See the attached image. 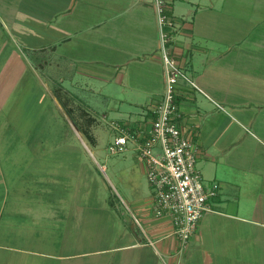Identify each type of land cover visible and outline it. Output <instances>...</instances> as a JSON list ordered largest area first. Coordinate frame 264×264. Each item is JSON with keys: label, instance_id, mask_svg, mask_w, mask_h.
<instances>
[{"label": "crops", "instance_id": "0c3cea01", "mask_svg": "<svg viewBox=\"0 0 264 264\" xmlns=\"http://www.w3.org/2000/svg\"><path fill=\"white\" fill-rule=\"evenodd\" d=\"M168 1L166 49L196 84L178 82V124L196 149L205 183L219 184L209 199L212 211L179 253L169 217L154 216L150 194L131 215L116 216L121 243L82 250L80 206L28 205L22 186L10 208L21 220L6 219L8 237L0 230V264H97L91 257L107 252L98 264H264V30L256 29L264 0ZM161 32L154 0H0V101L22 104L23 93L32 103L50 99L64 116L74 117L73 105L95 115L76 93L87 91L107 99L113 112L134 111L108 122L151 118L165 89ZM32 109H24L31 125L43 112ZM11 126L20 132L17 122ZM8 164L13 180L38 174L20 167L34 159ZM50 191L40 185L35 195ZM1 216L0 204V222Z\"/></svg>", "mask_w": 264, "mask_h": 264}, {"label": "rangeland", "instance_id": "374dc122", "mask_svg": "<svg viewBox=\"0 0 264 264\" xmlns=\"http://www.w3.org/2000/svg\"><path fill=\"white\" fill-rule=\"evenodd\" d=\"M229 23L233 24L234 22L230 21ZM245 23L240 22L239 29L242 30ZM256 29L257 32L264 30V9L258 8ZM49 88L54 91L56 86L51 85L50 81ZM76 93L81 102L93 107L95 115H90L84 108L73 105L71 110L74 117L70 114L64 116L52 106L54 102L50 99L45 101L37 99L32 103L31 95L23 93L22 104L19 101L16 102L14 98L11 102L0 101L2 104L0 105V162L2 170L0 176V204L2 205L0 230L3 236H7L9 230L6 226H2L8 223L6 222L7 218L12 217L16 222L21 220L14 218L10 208L11 205L16 204L14 201L18 198L15 194L22 186L27 193L23 192L24 195L20 199L28 201L26 203L28 205H41V201L52 205L63 201L62 203L68 205L80 206L81 222L78 237L82 250L106 248L121 243L120 233L123 228L117 223H120V220L116 216L131 215L130 211L134 207L143 206L145 200L149 198L151 191L137 155L132 150L121 154H108L106 149L107 143L115 132L108 127V120L122 121L127 117L128 111L132 113L134 111L123 106V110L120 112H113L109 108L108 100L104 99L102 95L87 91H77ZM68 97L70 96L68 95ZM73 102L77 103L75 100ZM32 105L39 107V110L42 109L43 112L32 118L31 125L30 114H27L29 117L25 114L33 111ZM18 107L23 110L19 115ZM46 108H49L48 111ZM24 109L27 110L26 113ZM36 111L34 107V114ZM91 113L93 114V112ZM72 117H76L80 125L88 129L94 137L95 144H91L82 133H74L71 127ZM89 118H92V121H89ZM11 122H17L20 132H15ZM30 129L31 132H25ZM77 135L81 138L79 139ZM21 143L25 147L19 146ZM14 158L24 162L34 159L36 164L21 165L20 167L34 169L38 174L23 175L13 180V176H10L5 169L9 168L8 160ZM40 185L51 190L48 197H36L35 193ZM147 204L150 202L147 201ZM107 207L110 212L104 209ZM27 221L33 223L34 226L36 224L34 220ZM13 235L20 236L14 232ZM0 253H4V251L0 250ZM119 255L120 253L114 254L115 258H118ZM104 256H108V252L91 258H95L98 263H101L100 260ZM113 264L116 262L114 261Z\"/></svg>", "mask_w": 264, "mask_h": 264}, {"label": "built area", "instance_id": "2783aa9c", "mask_svg": "<svg viewBox=\"0 0 264 264\" xmlns=\"http://www.w3.org/2000/svg\"><path fill=\"white\" fill-rule=\"evenodd\" d=\"M168 3V0H154L162 27L164 93L154 104L151 118H142L134 125L110 120L108 124L115 132L106 149L108 154L132 150L137 155L151 191L153 214L169 217L179 240L178 252L182 253L200 218L212 211L209 199L216 196L219 184L205 183L196 168V149L178 124L175 99L178 82L182 80L193 87L196 84L166 49L169 37L163 27L172 26L170 16L165 14Z\"/></svg>", "mask_w": 264, "mask_h": 264}, {"label": "trees", "instance_id": "16d2710c", "mask_svg": "<svg viewBox=\"0 0 264 264\" xmlns=\"http://www.w3.org/2000/svg\"><path fill=\"white\" fill-rule=\"evenodd\" d=\"M165 14L169 15V11L167 9L165 11ZM68 110H70V109H68ZM72 120H73L75 127L84 135V137L91 144H94L95 143L94 137L91 135V133L88 131V129H86V127H83L82 125H80V123L77 121L76 118H73ZM89 121H92V118H89Z\"/></svg>", "mask_w": 264, "mask_h": 264}]
</instances>
